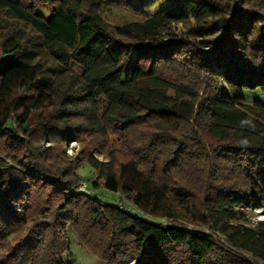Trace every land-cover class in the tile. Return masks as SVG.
<instances>
[{
	"label": "trees",
	"instance_id": "obj_1",
	"mask_svg": "<svg viewBox=\"0 0 264 264\" xmlns=\"http://www.w3.org/2000/svg\"><path fill=\"white\" fill-rule=\"evenodd\" d=\"M155 1L0 0V264H264V0Z\"/></svg>",
	"mask_w": 264,
	"mask_h": 264
},
{
	"label": "rangeland",
	"instance_id": "obj_2",
	"mask_svg": "<svg viewBox=\"0 0 264 264\" xmlns=\"http://www.w3.org/2000/svg\"><path fill=\"white\" fill-rule=\"evenodd\" d=\"M106 1V0H105ZM110 1V0H108ZM148 1V4L151 6L152 10L156 9L158 7V4L154 0H145ZM115 11L119 13L120 15H126L129 16L128 13L121 7H114ZM158 10V9H157ZM40 13H43L47 16L50 15V10H42L39 9ZM245 98L247 103H252L256 100L264 101V89L257 88V89H250L246 88L244 90ZM78 144L76 142H72L68 147V152L70 155L75 156L78 152ZM92 168L90 166H86L81 170V173L83 174L84 182L80 184L78 187V191L80 192H89L91 196L97 197L103 201L109 202L111 204H118L119 201H121L120 197L110 191H107L102 188H92L88 184V178L92 175ZM91 173V174H90ZM126 207L129 209L131 213L139 214L140 216L152 221V222H158L156 218H151L149 216L143 215L137 208H135L132 205H126ZM249 215L251 217L252 222L258 221L260 219H264V209L261 207L253 208L250 210ZM21 236V233H15L10 237L9 242L14 243L16 240ZM64 250V251H63ZM4 249H1V252H3ZM68 256L72 258L75 264H107L106 262L100 260L99 258L92 255L90 252L85 251L82 249V247L77 243L75 236L73 234V231L71 230L69 233V237L64 243V248L61 252V257L63 259H66Z\"/></svg>",
	"mask_w": 264,
	"mask_h": 264
}]
</instances>
